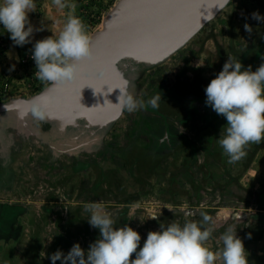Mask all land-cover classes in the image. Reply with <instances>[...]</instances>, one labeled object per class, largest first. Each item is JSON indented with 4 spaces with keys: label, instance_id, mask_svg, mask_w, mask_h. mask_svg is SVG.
<instances>
[{
    "label": "rangeland",
    "instance_id": "1",
    "mask_svg": "<svg viewBox=\"0 0 264 264\" xmlns=\"http://www.w3.org/2000/svg\"><path fill=\"white\" fill-rule=\"evenodd\" d=\"M71 2L77 5L75 15L88 26L92 36L102 28L104 14L113 8L117 0ZM36 5V11L29 14V19L34 28L43 27L44 30L34 32L32 43L23 47L14 46L10 34L0 25V85L8 82L21 90L26 86L23 84L35 81L34 85L37 86L30 92L24 90L23 94L14 97L32 95L49 84L40 83L34 76L36 66L31 58V50L37 40L52 36L53 32L58 34L70 11L57 8L52 0H36ZM262 7L264 0H233L187 46L162 63L163 73L172 71L179 79L187 66L190 69L188 73L202 72L201 78L214 77L219 58L229 56L231 39L239 49L259 36L253 24H261L264 19L253 18L252 13L258 12L264 18ZM245 24L251 26V32L245 30ZM23 59H29L26 66L23 65ZM13 65L15 68L10 71ZM209 69L213 73H207ZM192 76L189 75L187 79ZM4 101L0 100V103ZM224 126L221 125L220 132ZM245 150L247 155L235 163H228V157L223 155L214 157L215 164H208V168H188L191 179L184 173H187L184 155H174L150 181L149 178L144 179L148 185L135 187L136 195H130L133 200L130 207L109 209L115 215V226L127 224L138 231L142 247L148 232L159 230L161 222L167 224L175 220L183 225L185 220L200 221L201 213H207L212 217L210 226L214 228L213 236L207 242L208 247L213 251L219 248L220 234L228 226H235L238 237L244 242L249 264H264V142L250 144ZM197 169H202V174ZM2 200L14 204L16 199ZM25 211H8L17 217L16 236L0 241V245L4 244L0 249V264H51L49 257L57 249L67 254L73 244L79 243L86 251L99 238V229L90 226L83 208L46 210L35 207L27 209L28 213ZM151 216H157L158 219H152ZM134 258L135 254L132 256ZM56 264L61 262L57 261Z\"/></svg>",
    "mask_w": 264,
    "mask_h": 264
},
{
    "label": "flooded vegetation",
    "instance_id": "2",
    "mask_svg": "<svg viewBox=\"0 0 264 264\" xmlns=\"http://www.w3.org/2000/svg\"><path fill=\"white\" fill-rule=\"evenodd\" d=\"M253 26L259 36L239 49L231 39L228 57L255 71L264 63V22ZM228 57L219 58L216 75ZM163 65L124 69L129 91L145 101L160 91L162 100L158 108L124 110L107 125L83 121L59 131L48 122L29 127L13 118L0 119V241L16 236L17 217L9 210L83 208L93 201L107 209L127 208L135 187L148 185L144 179L150 181L174 155H184V173L190 179L188 168H208L214 157L224 155L217 141L226 119L205 104L204 89L216 75L201 78L197 73L187 79L183 74L178 79L160 72ZM7 198L15 203L2 200Z\"/></svg>",
    "mask_w": 264,
    "mask_h": 264
},
{
    "label": "clouds",
    "instance_id": "3",
    "mask_svg": "<svg viewBox=\"0 0 264 264\" xmlns=\"http://www.w3.org/2000/svg\"><path fill=\"white\" fill-rule=\"evenodd\" d=\"M52 3L61 10L70 11L58 34L53 32L52 36L33 44L34 76L41 82L67 88L83 76L86 63L95 65L96 52L88 26L75 15L77 5L71 0H52ZM36 8V0H0V25L10 34L14 46L32 43L34 32L44 30L43 27L34 28L29 19V14ZM252 16L264 19L258 12ZM244 27L246 31H252L250 25ZM14 68L15 65L10 71ZM90 75L97 81L106 79L102 66L92 67ZM85 86L94 89L91 85ZM204 91L206 106L226 119L217 143L228 157V163L243 159L248 145L264 142V63L253 71L251 65L245 68L239 59L228 57ZM120 93L119 102L112 105L130 113L149 106L158 108L162 100L160 91L147 101L138 98L127 87L120 89ZM29 114L38 121L51 117L47 101L40 98L33 99L18 116L23 119ZM83 211L90 226L99 229V238L86 251L79 243L73 244L67 254L57 249L49 257L51 264L57 261L61 264H249L244 242L238 237L235 226H228L220 234L221 246L215 251L207 246L214 232L210 226L212 217L207 213H201L200 221L185 220L183 225L175 220L167 224L161 222L159 230L149 231L140 247V233L127 224L116 227L115 215L103 202L85 203ZM151 218L158 219L157 216Z\"/></svg>",
    "mask_w": 264,
    "mask_h": 264
},
{
    "label": "water",
    "instance_id": "4",
    "mask_svg": "<svg viewBox=\"0 0 264 264\" xmlns=\"http://www.w3.org/2000/svg\"><path fill=\"white\" fill-rule=\"evenodd\" d=\"M231 2L117 0L113 8L104 14L102 28L91 36L96 52L95 65L86 63L83 76L67 88L48 84L32 95L12 97L1 102L0 119L13 118L29 127L38 122H48L59 131L79 126L83 121L88 125L103 126L118 120L124 110H118L112 104L119 102L120 89L128 88L124 69L154 67L166 62L187 46ZM99 66L105 70L104 81H97L90 75L92 67ZM85 85H91L95 90ZM80 90V103L86 108L79 103ZM37 98L47 101L51 117L38 121L29 114L20 119L18 113L24 112Z\"/></svg>",
    "mask_w": 264,
    "mask_h": 264
},
{
    "label": "built area",
    "instance_id": "5",
    "mask_svg": "<svg viewBox=\"0 0 264 264\" xmlns=\"http://www.w3.org/2000/svg\"><path fill=\"white\" fill-rule=\"evenodd\" d=\"M22 62H23V65L26 66L29 63V59H23ZM34 82L23 84V85H26V86L22 87L21 90L15 89L13 84L8 83V82H5V83L1 84L0 85V100L1 101L7 100V99L12 98V97H14L16 95L23 94L24 90L29 91V92L34 90L32 88L33 87H37L36 85H34ZM39 82L42 83L40 80H39Z\"/></svg>",
    "mask_w": 264,
    "mask_h": 264
},
{
    "label": "crops",
    "instance_id": "6",
    "mask_svg": "<svg viewBox=\"0 0 264 264\" xmlns=\"http://www.w3.org/2000/svg\"><path fill=\"white\" fill-rule=\"evenodd\" d=\"M186 62H187V60H186ZM187 70H190V69H187V66L183 69V71L185 72L184 73V75H185V77H189V75L191 76V75H194V73H190V71H189V73L187 72ZM160 72H163V68H161L160 70H159ZM208 72H211V73H213L212 71H210V69L207 71V73ZM202 73V72H201ZM168 75H171V77H173L174 78V76H173V72L172 71H169V73H167ZM203 74V73H202ZM175 75H176V73H175ZM193 77V76H192ZM203 77H207V76H203ZM172 78V79H173ZM124 123H125V117H123L122 118V120H121V123H120V125H121V128H123V126H124Z\"/></svg>",
    "mask_w": 264,
    "mask_h": 264
}]
</instances>
